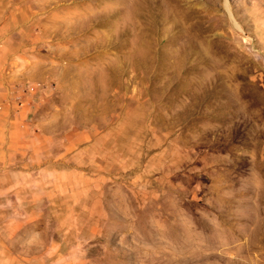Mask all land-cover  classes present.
<instances>
[{"label":"rangeland","instance_id":"obj_1","mask_svg":"<svg viewBox=\"0 0 264 264\" xmlns=\"http://www.w3.org/2000/svg\"><path fill=\"white\" fill-rule=\"evenodd\" d=\"M0 264H264V0H0Z\"/></svg>","mask_w":264,"mask_h":264}]
</instances>
